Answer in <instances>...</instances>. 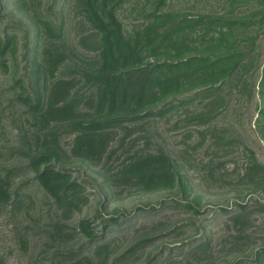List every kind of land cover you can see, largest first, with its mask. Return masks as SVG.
Segmentation results:
<instances>
[{
    "label": "rangeland",
    "instance_id": "rangeland-1",
    "mask_svg": "<svg viewBox=\"0 0 264 264\" xmlns=\"http://www.w3.org/2000/svg\"><path fill=\"white\" fill-rule=\"evenodd\" d=\"M76 2L0 0V264H264V0H118L126 32L178 28L145 62H218L126 115L95 160L73 154L67 122L30 106L52 79L38 69L47 40L68 54L57 77L80 79L97 57ZM56 137L62 148L40 163L67 175L52 193L31 160ZM140 152L166 153L174 180H129L125 161Z\"/></svg>",
    "mask_w": 264,
    "mask_h": 264
},
{
    "label": "trees",
    "instance_id": "trees-1",
    "mask_svg": "<svg viewBox=\"0 0 264 264\" xmlns=\"http://www.w3.org/2000/svg\"><path fill=\"white\" fill-rule=\"evenodd\" d=\"M76 4L84 9L96 31L97 57L87 62L80 79L76 75L57 77L56 72L68 54L61 46L47 40L41 49L38 69L47 79H52L46 84V93L30 100V106L34 107L37 120L49 124L67 122L74 132L73 154L95 160L103 157L114 138L115 126L126 115L154 105L171 91H178L191 77L204 75V70L214 73L218 60L206 54H195L179 60L145 62V49L151 47L156 51L166 41H179L178 28L162 29L153 22L143 30L126 32L117 12L118 0H77ZM1 43L0 37V54L5 53L6 45L1 47ZM197 61L200 64H195ZM84 85L89 90L86 94L81 91ZM86 102L87 111L82 104ZM93 108L95 110L90 112ZM164 108L148 113L160 114ZM54 140L55 146L48 144L45 151L31 160L37 178L52 193L57 192L67 176L50 164L40 169V163L53 150L62 148L58 137ZM125 165L129 180L139 179L154 186L174 180L175 170L164 152H140L126 160ZM6 196L8 190L0 173V198Z\"/></svg>",
    "mask_w": 264,
    "mask_h": 264
}]
</instances>
